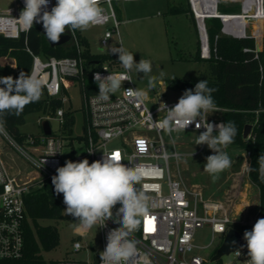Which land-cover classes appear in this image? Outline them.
<instances>
[{
    "label": "built area",
    "instance_id": "2783aa9c",
    "mask_svg": "<svg viewBox=\"0 0 264 264\" xmlns=\"http://www.w3.org/2000/svg\"><path fill=\"white\" fill-rule=\"evenodd\" d=\"M2 1L11 3L7 8ZM139 0H102L101 7L105 9L107 19H102L93 27H103L104 33L100 46L103 51L96 55L109 54L113 39L117 36L122 44L121 26L124 21L119 19L116 6L121 2ZM190 12L196 21L200 57L210 60L217 56V47H213L207 25L208 19H219L222 24L221 35L234 39H250L256 41L255 49L245 48V51L254 52L258 58L257 43H264V0H187ZM56 0H50L48 10H51ZM221 4L239 5V13H228L220 10ZM24 0H0V35L10 39H18L27 33L16 20L24 9ZM262 20V27L256 28V21ZM37 23L34 26H41ZM70 35L72 46L76 50L73 57H46L32 53V70L42 81V97L46 101L47 113L39 119L42 127L44 120L51 125V134L46 135L43 127L38 136L20 133L14 136L5 127V133H0V260H19L25 255V224L28 220L26 196L32 187L52 181L57 174L58 167L64 166L71 160L78 162L88 159L89 162L102 159L104 153H119L122 162L130 167H141L142 180L135 185L148 197L149 215L142 219L141 225L131 235L136 242V255L128 264H209L201 253L215 244L216 236H222L223 244L230 229L239 231L243 237L245 230L250 231L254 224H248L246 216L239 220L234 217L227 204L222 201L206 200L202 191L189 188L179 174L171 172L170 158H175L179 164L182 155L176 149L173 135L184 132L205 131L203 127L196 129L195 124L185 131L171 132L162 129L158 122H162L167 115L164 104L169 108L178 100H165L161 97L138 101L128 95L127 89H137L130 75L131 81H124L122 88L110 94L108 100L98 98L99 88L94 82V74L102 76L110 73L122 74L118 60L109 58L101 61L93 57L88 64L84 57L86 46L82 43V34L76 30ZM219 35L216 36V42ZM263 50V48H262ZM4 63L16 66L15 60L4 58ZM106 68L108 71H105ZM88 80L91 81L88 84ZM78 88L83 115V134L70 140V133L75 125L74 111L69 107L72 102V90ZM53 101L59 102L55 110L50 109ZM149 103L153 104L150 107ZM68 106V108H67ZM221 111L209 113V123H224ZM159 109H161L159 111ZM255 113L258 115L259 110ZM57 123L52 128L51 122ZM247 140L255 141L254 125ZM163 133H167L174 146V153L168 154ZM74 142H78L75 147ZM142 142V145H141ZM70 148L71 158L64 156V150ZM205 145L200 147L201 152ZM93 150L91 154L88 151ZM57 152L51 155L52 152ZM245 159L240 173L249 175L251 166V152L245 151ZM167 157V158H165ZM18 161L23 166L18 165ZM167 188L165 193L164 189ZM121 206L117 204L114 211ZM151 220V224L148 221ZM120 227L113 219L106 221V226L100 227L101 252L107 244V234L110 230ZM149 228L152 230L149 231ZM208 229L212 234V241L207 246L197 243L196 235L199 230ZM78 236L83 234L75 231ZM246 241L229 255L231 262L227 264H247L249 259ZM73 250L79 252L84 249L82 241H73ZM219 246V248H220ZM218 248V249H219ZM217 249V250H218ZM239 250L240 255L235 252ZM222 256V257H224ZM79 264H101L98 261Z\"/></svg>",
    "mask_w": 264,
    "mask_h": 264
},
{
    "label": "clouds",
    "instance_id": "9594fccd",
    "mask_svg": "<svg viewBox=\"0 0 264 264\" xmlns=\"http://www.w3.org/2000/svg\"><path fill=\"white\" fill-rule=\"evenodd\" d=\"M24 3L25 7L16 20L25 31H30L34 24H42L45 36L53 44L59 43L66 30L74 36L76 30H87L102 19H107L105 9L101 7L102 0H56L50 11V0H24ZM109 51L118 55L125 72L119 75L110 73L108 76H102L99 72L94 74L100 100H108L110 94L122 88L124 81H131L132 72L144 75L152 72L151 61L142 58L137 63L133 53L122 44L120 47H111ZM154 79L149 76V86L153 85ZM126 91L130 97L141 102L147 95L140 89L129 88ZM215 91L208 87L207 80L199 81L194 90L186 89L171 108L164 104L167 115L162 122H158L169 133L185 131L192 124H195L196 129H206L197 136L196 145H207L212 150L213 154L206 157L204 171L212 175L213 179L231 167L232 160L223 149L234 143L237 135L234 122H208L209 113L221 111L212 96ZM41 94L42 81L35 73L28 75L20 72L18 78L0 77V117L11 113L19 116L25 106L38 101ZM5 131L4 121L0 119V133ZM92 151H88L89 154ZM56 153L53 151L51 155ZM103 153L102 159L91 163L88 159L66 161L64 166L57 168L52 185L57 195L63 194L66 206L64 214L77 220V232L90 230L94 226L104 227L109 219L120 225L108 232L107 244L100 253V260L101 264H128L137 251L136 242L130 237L150 211L148 197L135 188L142 180L143 170L141 167L125 165L120 155L116 157L111 153ZM258 162L259 172L264 177V156H260ZM252 170L249 166V171ZM117 204L121 206L114 215L113 208ZM243 238L247 242V264H264V218H259L250 231L245 230ZM235 254L239 256L240 251L237 250Z\"/></svg>",
    "mask_w": 264,
    "mask_h": 264
},
{
    "label": "rangeland",
    "instance_id": "374dc122",
    "mask_svg": "<svg viewBox=\"0 0 264 264\" xmlns=\"http://www.w3.org/2000/svg\"><path fill=\"white\" fill-rule=\"evenodd\" d=\"M7 8L11 3L2 1ZM183 4L188 13L172 14L170 7ZM119 19L124 21L121 26L122 46L134 55L138 63L142 58L151 61L152 72L148 75L132 72L130 75L137 89L147 93L146 98L161 97L165 100H178L183 92L179 89L176 81L194 80L199 77L200 71H206L208 65L200 60V43L197 24L194 20L187 0H139L121 2L116 6ZM220 10L228 13H239V5L221 4ZM81 31V30H80ZM104 33L103 27H90L81 31L82 39L89 43V49L93 53H99L101 38ZM264 39V37H263ZM264 44V43H263ZM120 47L118 37L113 39L111 47ZM263 48V46H262ZM119 62V60H118ZM120 63V62H119ZM125 70L122 65L119 66ZM149 76L154 77L153 85L149 86ZM91 83L90 80L87 81ZM72 102L69 106L74 111L75 125L70 133V140L83 134V115L81 111V99L78 88L72 90ZM153 107L152 103H149ZM68 108V106H67ZM39 113H30L26 123L19 130L21 133L38 136L42 132ZM52 128L56 130L57 123L51 122ZM197 132H184L173 135L177 151L182 154L179 164L175 158H170L171 172L180 174L189 188L202 191L206 200L222 201L228 205L231 214L241 220L246 216L248 224H255L260 217V195L258 188L251 182L249 175L240 173L236 168L240 157L243 158L245 151L228 146L223 149L232 160L229 169L217 174L216 178L204 171L206 157L213 152L205 145H196ZM215 134V133H214ZM168 154H173L175 149L167 133H163ZM78 142H74L78 147ZM70 148L64 150L65 158H71ZM242 162V164H243ZM20 167L23 166L18 161ZM242 166V165H241ZM179 168V171H178ZM137 191L139 189L135 187ZM165 193L167 188L164 189ZM120 207V206H119ZM119 207L114 211V215ZM42 225L57 226L60 232V245L50 252H44L43 258L47 263L76 260L93 262L95 254L101 253L100 227L94 226L90 230H82L81 239L84 249L75 252L73 241L78 237L75 231V221L64 218L61 220H43ZM197 243L207 246L212 241V234L208 229L197 232ZM222 243V236H216L215 244L203 250L201 253L207 260L211 261L213 254ZM232 256H224L218 262L209 264H227L231 262Z\"/></svg>",
    "mask_w": 264,
    "mask_h": 264
},
{
    "label": "trees",
    "instance_id": "16d2710c",
    "mask_svg": "<svg viewBox=\"0 0 264 264\" xmlns=\"http://www.w3.org/2000/svg\"><path fill=\"white\" fill-rule=\"evenodd\" d=\"M170 13H188L183 5H173ZM263 21L259 20V27ZM207 25L210 32L212 46L217 47V56L210 60H203L200 56L197 61L208 65L206 71H200L199 77L194 80L176 81L179 89L184 93L186 89L194 90L195 84L207 80L208 87L216 89L212 93L215 104L224 108L220 116L224 123L234 122L237 135L234 143L229 146L251 152V168L249 179L258 188L260 195V217L264 218V177L259 172L258 158L264 156V44L258 58L254 52L245 51V48L255 49L256 41L250 39H234L221 35L222 24L219 19H208ZM219 38L216 42V36ZM86 46L84 57L89 64L93 57L101 61L114 58L119 60L118 55H96L89 49L86 39H81ZM34 54L46 57L55 56L73 57L76 50L71 43L53 48L50 46L44 34L43 26H34L30 31L22 34L18 39H10L0 35V77L12 76L18 78L20 72L30 74L33 65ZM10 58L15 60L16 66L5 64L2 60ZM59 102L53 101L51 110L59 106ZM256 110L260 113L257 115ZM48 111L45 99L29 103L23 112L16 116L15 113L7 114L0 119L4 121L6 129L14 136L20 135L19 128L26 123L30 113L46 114ZM253 133L255 141L244 139V128L247 124H254ZM240 157L236 168L242 165ZM28 220L25 224V255L19 260H0V264H79L76 260H62L47 263L43 258L44 252H50L60 245V232L57 226L42 225L43 220H61L65 218V204L63 194L57 195L52 181H46L42 185L32 187L26 196ZM72 220L77 223L73 217ZM77 239H82L78 236ZM94 260H99V254H95Z\"/></svg>",
    "mask_w": 264,
    "mask_h": 264
},
{
    "label": "water",
    "instance_id": "95a60500",
    "mask_svg": "<svg viewBox=\"0 0 264 264\" xmlns=\"http://www.w3.org/2000/svg\"><path fill=\"white\" fill-rule=\"evenodd\" d=\"M45 34V33H44ZM46 37V36H45ZM47 38V37H46ZM48 40V39H47ZM70 41V35L69 34H62L60 37L59 43L53 44L49 40V44L51 47L56 48L59 46H62ZM257 48L259 51H262V45L260 42L257 43ZM43 130L46 135L51 134V125L48 120H44L42 123ZM252 130V124H247L244 128L243 137L246 139L248 135L250 134ZM65 218L72 219L73 217L71 215H65ZM235 242V243H233ZM243 244V237L241 233L235 229H230L223 244L220 246V248L217 250L216 254L213 257L214 261H218L222 258L224 255H229L236 249H238Z\"/></svg>",
    "mask_w": 264,
    "mask_h": 264
},
{
    "label": "snow or ice",
    "instance_id": "6c2138e0",
    "mask_svg": "<svg viewBox=\"0 0 264 264\" xmlns=\"http://www.w3.org/2000/svg\"><path fill=\"white\" fill-rule=\"evenodd\" d=\"M141 145H142V142H141ZM119 155H120L119 153H115V154H114V156H116V157H119ZM148 223H150V224H151V220H149V221H148ZM151 230H152V229H151V228H149V231H151Z\"/></svg>",
    "mask_w": 264,
    "mask_h": 264
},
{
    "label": "bare ground",
    "instance_id": "6f19581e",
    "mask_svg": "<svg viewBox=\"0 0 264 264\" xmlns=\"http://www.w3.org/2000/svg\"><path fill=\"white\" fill-rule=\"evenodd\" d=\"M256 26V28H259V21H256V24H255Z\"/></svg>",
    "mask_w": 264,
    "mask_h": 264
},
{
    "label": "crops",
    "instance_id": "0c3cea01",
    "mask_svg": "<svg viewBox=\"0 0 264 264\" xmlns=\"http://www.w3.org/2000/svg\"><path fill=\"white\" fill-rule=\"evenodd\" d=\"M3 62L5 61L4 59L2 60ZM81 234H83V232H80V234L79 235H81ZM100 255V254H99Z\"/></svg>",
    "mask_w": 264,
    "mask_h": 264
}]
</instances>
